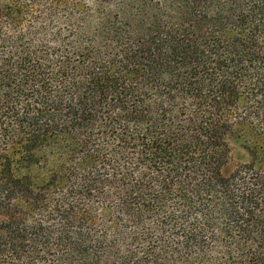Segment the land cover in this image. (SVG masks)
Here are the masks:
<instances>
[{
    "label": "trees",
    "instance_id": "16d2710c",
    "mask_svg": "<svg viewBox=\"0 0 264 264\" xmlns=\"http://www.w3.org/2000/svg\"><path fill=\"white\" fill-rule=\"evenodd\" d=\"M0 264H264V0H0Z\"/></svg>",
    "mask_w": 264,
    "mask_h": 264
}]
</instances>
